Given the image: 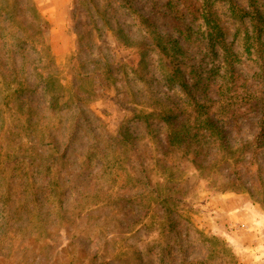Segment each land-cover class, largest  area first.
Here are the masks:
<instances>
[{
  "label": "rangeland",
  "instance_id": "374dc122",
  "mask_svg": "<svg viewBox=\"0 0 264 264\" xmlns=\"http://www.w3.org/2000/svg\"><path fill=\"white\" fill-rule=\"evenodd\" d=\"M187 1L204 2L132 0L160 33L183 38L177 7L196 35L187 59L211 73L213 25L235 49L243 35L225 5L198 15ZM120 3L0 0V264H264V149L241 167L242 191L213 151L201 170L158 161L163 134L141 119L178 93L160 82L155 50L141 61L152 36ZM256 5L264 14V0ZM43 77L60 97L54 110ZM249 122L237 140L252 135ZM158 193L179 199L176 230L161 222Z\"/></svg>",
  "mask_w": 264,
  "mask_h": 264
},
{
  "label": "trees",
  "instance_id": "16d2710c",
  "mask_svg": "<svg viewBox=\"0 0 264 264\" xmlns=\"http://www.w3.org/2000/svg\"><path fill=\"white\" fill-rule=\"evenodd\" d=\"M257 1H247L249 9L236 0L185 3L190 11L198 15L206 13V4L225 5L230 23L236 28L234 35H243L240 37V49H235L228 41L230 31L214 24L213 32L209 33V45L217 61H213L211 73L204 74L201 65L187 59V49L194 43L196 38L192 37L196 35L186 19L178 17L180 11L177 7L175 20L183 38L160 33L153 19L143 15L132 0H120L122 9L152 36L150 43L146 41L145 48L139 49L141 61H146L149 48L155 50L159 56L160 82L168 90L178 93L177 99L146 113L141 119L154 134H163L160 143L163 157L158 161L177 157L201 170L208 161L206 157L213 151L216 164H227L225 169L232 191L246 190L247 183L241 167L248 163V155L255 156L264 149V14L256 5ZM257 59H260V69L251 63ZM109 70L105 73L108 79L111 75ZM51 80L43 77L40 82L44 95L52 97L46 99L54 110L59 106L60 97ZM248 117H252V121L245 119ZM247 121L253 125L254 132L246 139L237 140L235 134L241 132ZM130 136L123 137L125 150H131L128 148L131 145L135 147ZM24 146L20 144L18 148L24 149ZM49 147H57L56 139L50 141ZM205 150V159H200ZM63 154L65 156V152ZM211 161L209 166H212ZM136 182L141 181L136 179ZM156 196V205L160 204L164 210L165 218L161 222L165 221L170 229L176 230L179 221L174 214L178 211L173 205L179 203L178 197L167 193H158ZM158 214L155 216L160 217Z\"/></svg>",
  "mask_w": 264,
  "mask_h": 264
}]
</instances>
